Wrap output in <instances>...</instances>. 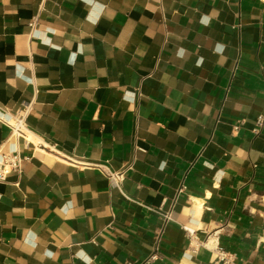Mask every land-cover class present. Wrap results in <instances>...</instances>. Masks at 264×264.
I'll return each instance as SVG.
<instances>
[{
	"label": "crops",
	"instance_id": "1",
	"mask_svg": "<svg viewBox=\"0 0 264 264\" xmlns=\"http://www.w3.org/2000/svg\"><path fill=\"white\" fill-rule=\"evenodd\" d=\"M26 108L0 264H222L214 233L264 264V0H0V117Z\"/></svg>",
	"mask_w": 264,
	"mask_h": 264
},
{
	"label": "built area",
	"instance_id": "2",
	"mask_svg": "<svg viewBox=\"0 0 264 264\" xmlns=\"http://www.w3.org/2000/svg\"><path fill=\"white\" fill-rule=\"evenodd\" d=\"M28 114V108H26L19 111L10 119L5 120L0 117V122L3 123L9 129L10 138L14 141L23 140L26 144L29 143V131L27 127ZM27 160L28 159L25 158L18 149H15L6 154L0 153V182H5L7 177L12 173H15L18 175V177H21L23 174V165ZM130 168L131 166L126 167L124 171L117 174H108V177L112 184L117 185L121 183L124 178L125 171L129 170ZM169 218L170 214L167 215V219ZM184 231L186 232L190 240L193 239V231H191L187 227H184ZM215 234L217 233H214V235H212V238L210 235L208 239L204 242V244L198 246H203L210 249L216 256V259L219 263L229 264L231 262V257L226 253V251L219 247L218 243L216 242ZM210 240V247H208L207 245Z\"/></svg>",
	"mask_w": 264,
	"mask_h": 264
}]
</instances>
